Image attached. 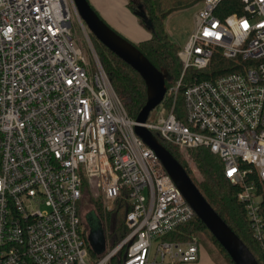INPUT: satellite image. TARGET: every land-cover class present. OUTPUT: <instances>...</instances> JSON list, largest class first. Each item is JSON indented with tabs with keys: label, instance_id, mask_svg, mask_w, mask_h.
<instances>
[{
	"label": "built area",
	"instance_id": "2783aa9c",
	"mask_svg": "<svg viewBox=\"0 0 264 264\" xmlns=\"http://www.w3.org/2000/svg\"><path fill=\"white\" fill-rule=\"evenodd\" d=\"M226 1L195 4L202 9L179 52L181 77L167 87L157 122L141 126L182 152L217 156L224 177L241 187L254 237L264 244L257 196L264 181V0H235L239 12L220 17ZM76 8L74 0H0V264L197 263L195 238L164 240L196 214L137 135L140 124L128 117ZM217 54L236 71L193 76L185 85L188 69L206 70ZM86 197L96 199L97 216L113 214L121 197L130 207L128 235L117 244L106 235L100 255L81 229Z\"/></svg>",
	"mask_w": 264,
	"mask_h": 264
},
{
	"label": "trees",
	"instance_id": "16d2710c",
	"mask_svg": "<svg viewBox=\"0 0 264 264\" xmlns=\"http://www.w3.org/2000/svg\"><path fill=\"white\" fill-rule=\"evenodd\" d=\"M200 0H176L170 4L168 0H132L129 3L133 13L139 16L143 26L150 31L151 38L139 43L137 47L141 53L162 73L170 76L172 81H167V87L172 86L181 77L183 72L182 61L179 56L180 49L169 39L164 27V19L176 11L194 6ZM239 12L238 2L235 0L223 2L217 14L220 17ZM99 51V50H98ZM99 59L106 71L111 84L124 103L126 110L138 117L141 109L147 102V88L141 76L125 62L102 45L99 51ZM236 71L234 64L215 55L211 65L206 70L195 73L188 69L185 74V85L190 84L193 76L201 79H213ZM182 98L178 101V108L183 107ZM179 111V110H178ZM177 111V112H178ZM154 135L166 147V149L187 171L189 177L202 193L206 201L232 231L243 241L253 254L258 264H264V244L254 237L252 223L246 213V203L241 201L239 194L241 187L232 185L225 177L223 165L220 159L207 149L193 151H180L165 144L157 134ZM188 159H193L198 170V177L186 165ZM257 196H260V214L264 220V181L257 183ZM130 207L124 197H121L112 215L110 237L115 244L122 241L129 233L126 226V217ZM202 234L207 236L219 249L220 253L234 264L222 246L218 243L202 221L194 216L185 225L165 236L164 240L172 242L192 241L195 236ZM200 259V258H199Z\"/></svg>",
	"mask_w": 264,
	"mask_h": 264
},
{
	"label": "water",
	"instance_id": "95a60500",
	"mask_svg": "<svg viewBox=\"0 0 264 264\" xmlns=\"http://www.w3.org/2000/svg\"><path fill=\"white\" fill-rule=\"evenodd\" d=\"M74 3L90 33L110 52L135 70L145 82L147 102L136 118V122L140 124L139 127H136L137 135L158 156L174 185L180 190L196 216L214 236V239L228 252L232 262L234 264H258L243 241L213 211L214 209L203 197L185 168L172 157L173 155L150 130L141 126L147 122L150 113L164 102L167 92L166 82L172 81V78L160 72L134 44L112 30L93 10L87 0H74ZM93 213L88 215L92 223L100 222L94 218L95 213ZM91 244L94 253L100 255L105 251L106 240L101 239L99 235L91 239Z\"/></svg>",
	"mask_w": 264,
	"mask_h": 264
},
{
	"label": "rangeland",
	"instance_id": "374dc122",
	"mask_svg": "<svg viewBox=\"0 0 264 264\" xmlns=\"http://www.w3.org/2000/svg\"><path fill=\"white\" fill-rule=\"evenodd\" d=\"M93 10L99 15V17L116 33L120 36L137 46L136 42H133L127 35L126 32L129 30H133L134 32H139L137 26H143L142 21L139 19L140 17L135 15L129 6V3L132 0H87ZM176 0H168L171 4H174ZM202 9V5H194L187 9L176 11V13H172L170 16L164 19V27L168 34L170 41L177 46L180 50L183 49L193 34L196 26V16ZM72 23H73V31L77 32L81 43L83 44V49L86 54V57L90 64H92L94 70L96 69V64L93 57V51L83 32L79 21L77 20L76 15L72 11ZM139 24V25H138ZM114 25L120 27V30H117ZM138 30V31H137ZM90 39L92 45L97 53L102 50V44L96 39V37L90 34ZM99 50V51H98ZM160 109L153 110L148 118V122L156 123L160 117ZM128 117L131 119H136V116L132 115L128 110ZM188 168L193 172V174L198 177L199 173L196 170V164L193 159L185 160ZM82 192L84 190L82 189ZM85 203L80 204L81 212L84 216H88L93 210L96 211L98 207L95 205L96 199H90V197H86ZM94 214V213H93ZM112 215L111 213L100 215L94 214V218L99 220L102 225H104L106 235L110 234L111 223H112ZM97 216V217H96ZM81 229L85 230L84 226L81 225ZM108 230V231H107ZM86 231V230H85ZM200 246V259L197 263H189V264H230L229 261L220 253L219 249L213 244V242L205 235L198 234L194 237ZM161 240H155V244H159ZM91 257V256H90Z\"/></svg>",
	"mask_w": 264,
	"mask_h": 264
},
{
	"label": "flooded vegetation",
	"instance_id": "af4514ba",
	"mask_svg": "<svg viewBox=\"0 0 264 264\" xmlns=\"http://www.w3.org/2000/svg\"><path fill=\"white\" fill-rule=\"evenodd\" d=\"M84 226H85V232H84V236H85V240H86V244H88L87 246L93 250L92 248V244H91V239H93V237L95 236H100L101 239H105L106 240V233H105V229L104 226L102 225L101 222H93L89 219V217L86 215V217L84 218Z\"/></svg>",
	"mask_w": 264,
	"mask_h": 264
},
{
	"label": "crops",
	"instance_id": "0c3cea01",
	"mask_svg": "<svg viewBox=\"0 0 264 264\" xmlns=\"http://www.w3.org/2000/svg\"><path fill=\"white\" fill-rule=\"evenodd\" d=\"M114 27L117 30H120V27H118L117 25H114ZM137 28L139 32H134L133 30H129V28H127L128 32H126L125 35H127L133 42H136L137 44L147 41L151 38L150 31H148L145 27L137 26Z\"/></svg>",
	"mask_w": 264,
	"mask_h": 264
}]
</instances>
